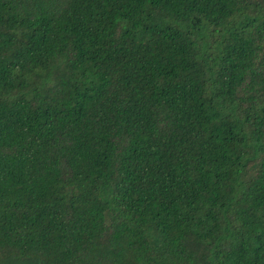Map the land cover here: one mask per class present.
Here are the masks:
<instances>
[{
	"label": "trees",
	"instance_id": "trees-1",
	"mask_svg": "<svg viewBox=\"0 0 264 264\" xmlns=\"http://www.w3.org/2000/svg\"><path fill=\"white\" fill-rule=\"evenodd\" d=\"M264 264V0H0V264Z\"/></svg>",
	"mask_w": 264,
	"mask_h": 264
},
{
	"label": "rangeland",
	"instance_id": "rangeland-1",
	"mask_svg": "<svg viewBox=\"0 0 264 264\" xmlns=\"http://www.w3.org/2000/svg\"><path fill=\"white\" fill-rule=\"evenodd\" d=\"M4 264H7V263H4ZM8 264H17V263H15V262H8Z\"/></svg>",
	"mask_w": 264,
	"mask_h": 264
}]
</instances>
